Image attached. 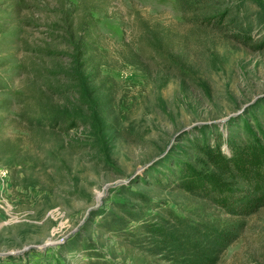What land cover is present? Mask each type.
Segmentation results:
<instances>
[{
  "label": "rangeland",
  "instance_id": "374dc122",
  "mask_svg": "<svg viewBox=\"0 0 264 264\" xmlns=\"http://www.w3.org/2000/svg\"><path fill=\"white\" fill-rule=\"evenodd\" d=\"M72 1L0 0V264H169L100 217L139 194L146 215L219 214L179 184L217 194L201 169L263 136L264 45L195 27L177 0ZM225 1L264 34V0ZM244 221L217 264H264V207Z\"/></svg>",
  "mask_w": 264,
  "mask_h": 264
},
{
  "label": "trees",
  "instance_id": "16d2710c",
  "mask_svg": "<svg viewBox=\"0 0 264 264\" xmlns=\"http://www.w3.org/2000/svg\"><path fill=\"white\" fill-rule=\"evenodd\" d=\"M177 2L183 17L195 27H209L246 46L260 49L264 45V34L258 39L253 35L256 22L227 6L229 2L225 0ZM148 29V35L159 42L156 29ZM72 45L77 48L76 42ZM65 119V115L59 114L47 120L37 119L36 125L54 128ZM247 135L244 141H231L232 154L225 168L211 164V168L205 166L201 169L200 176L207 180L205 187L209 185L217 194L179 184L194 197L217 205L219 214L213 218L194 219L179 215L170 208L162 209V214L146 215L145 210L156 207V204L139 194L135 199L141 201L142 206L118 202L116 208L119 212L109 211L102 215L98 227L122 233L136 249L169 264H217L227 247L243 231L244 218L264 207V133L261 138L254 139L249 132ZM131 222H136L137 226L128 231ZM95 264L114 263L102 260Z\"/></svg>",
  "mask_w": 264,
  "mask_h": 264
}]
</instances>
